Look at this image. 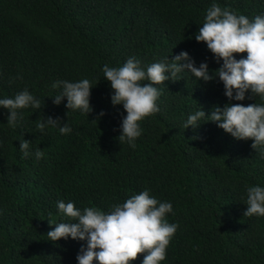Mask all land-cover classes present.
Masks as SVG:
<instances>
[{
	"label": "trees",
	"instance_id": "1",
	"mask_svg": "<svg viewBox=\"0 0 264 264\" xmlns=\"http://www.w3.org/2000/svg\"><path fill=\"white\" fill-rule=\"evenodd\" d=\"M249 19L264 12V0H216ZM212 0H0V96L28 89L41 108L21 109L16 128L0 108V264H76L85 241L46 233L62 217L56 201L109 211L149 188L172 202L169 223L178 228L160 264H264V216H244L247 185L264 186V156L251 138L235 139L215 122L183 128L187 114L228 99L218 78L204 82L185 73L158 85L160 111L141 120L136 146L118 142L122 105L102 65L118 66L129 56L150 64L187 51L198 66L219 67L194 33ZM237 59L246 53H234ZM88 78L92 111L82 114L51 96L55 80ZM232 103L260 102L258 98ZM103 110L102 116H97ZM66 113V115H65ZM43 116L59 117L72 131L36 129ZM43 156L21 155L19 139ZM67 219V218H63ZM138 253L130 264H141ZM95 264V262H94Z\"/></svg>",
	"mask_w": 264,
	"mask_h": 264
},
{
	"label": "clouds",
	"instance_id": "2",
	"mask_svg": "<svg viewBox=\"0 0 264 264\" xmlns=\"http://www.w3.org/2000/svg\"><path fill=\"white\" fill-rule=\"evenodd\" d=\"M204 12L203 22L193 35L197 42H204L213 60L219 62L216 69L210 71L206 60L197 66L185 50L171 59L167 55L146 65L134 55L118 66L102 65V77L113 90L110 103L122 105L125 112L119 123V143L136 146V139L143 131L139 122L160 111L158 85L166 80H179L187 73L204 82L218 78L228 102L223 106L213 105L207 114L198 106L187 114L183 128L194 129L202 122H215L235 139L251 138V148L264 156V12L249 19L227 6L221 7L216 0ZM242 52L246 55L238 59L233 55ZM92 87L86 77L75 81L55 80L51 88L59 91L51 96L52 102L59 105L66 98L67 110L86 115L92 111L89 102ZM252 98L260 102L247 105L231 102ZM41 105L42 99L26 88L13 96H0V108L7 110L9 128L19 125L21 109L39 110ZM102 115L103 110L97 114ZM35 127L41 133L49 128L62 135L72 131L59 117L43 115ZM18 148L25 158L34 155L39 160L43 156L39 147L30 148L27 139L20 138ZM150 191L145 187L122 202L113 203L109 211L95 206L79 208L71 200H57L56 209L62 219L55 223L48 221L54 227L46 236L51 241L61 238L85 241L75 255L76 264H130L138 253H144L141 264H160L178 224L166 219L167 214L174 215L172 202L158 200ZM243 203L244 216H264V186L247 185Z\"/></svg>",
	"mask_w": 264,
	"mask_h": 264
}]
</instances>
